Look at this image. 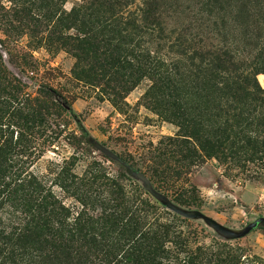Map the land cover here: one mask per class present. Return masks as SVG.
<instances>
[{
    "label": "rangeland",
    "instance_id": "rangeland-1",
    "mask_svg": "<svg viewBox=\"0 0 264 264\" xmlns=\"http://www.w3.org/2000/svg\"><path fill=\"white\" fill-rule=\"evenodd\" d=\"M86 34L92 40L111 39L134 66L149 56L160 67L158 75L141 76L122 97L80 77L79 70L98 67L92 54L105 50L101 42L91 55L74 50L76 38ZM218 48L264 89V0H0L3 62L26 90H50L65 109L31 172L73 211L79 203L56 178V165L64 160L79 176L92 169L121 178L131 194H145L169 210L171 204L200 211L234 232L264 217V149L259 146L261 152L251 160L243 155L223 159L205 154L187 136L189 116L202 118L211 106L227 108L219 93L209 102L208 80L195 72L201 62L194 52ZM256 68L260 71L249 73ZM165 69L169 77L158 79ZM179 82L192 86L177 95L172 85ZM149 90L161 94V101L146 96ZM226 111L204 124L214 130L224 120L233 121L234 110ZM183 199L193 203L180 204ZM186 218L201 229L203 240L239 244L264 257L263 222L231 237L201 217Z\"/></svg>",
    "mask_w": 264,
    "mask_h": 264
},
{
    "label": "trees",
    "instance_id": "trees-1",
    "mask_svg": "<svg viewBox=\"0 0 264 264\" xmlns=\"http://www.w3.org/2000/svg\"><path fill=\"white\" fill-rule=\"evenodd\" d=\"M76 40L73 49L86 56L101 42L99 47L105 50L92 54L98 67L78 72L80 77L99 81L103 90L114 95L122 97L146 73L158 75L160 67L149 56L134 66L111 39L92 40L86 34ZM194 53L201 62L195 72L208 80V100L219 93L227 108L211 106L202 118L189 116L187 136L207 155L253 159L261 152L259 146L264 149V89L255 77L249 81L251 75L243 74L226 49ZM165 72L158 79L169 77ZM184 84L172 85L177 95L192 86L183 88ZM150 90L146 96L161 101L157 97L162 95L156 97ZM230 100L236 104H229ZM229 109L234 110L233 121L224 120L214 130L204 124L209 116L218 117L219 111L229 114ZM64 110L50 90L37 88L35 94L26 90L0 54V264H264V257L239 244L203 240L201 229L188 218L145 194L129 193L121 178L92 169L79 176L64 160L56 165L57 183L79 203L77 210L67 207L31 172L56 134L52 124L64 117Z\"/></svg>",
    "mask_w": 264,
    "mask_h": 264
},
{
    "label": "water",
    "instance_id": "water-1",
    "mask_svg": "<svg viewBox=\"0 0 264 264\" xmlns=\"http://www.w3.org/2000/svg\"><path fill=\"white\" fill-rule=\"evenodd\" d=\"M5 65L7 66V68L9 70H12V68L10 67V64L5 60L4 61ZM169 207L176 212L177 214H180L182 216L185 217H192V218H198L201 217L204 220H206L207 222H209V224H211L212 226H214L218 231L231 236V237H238L241 236L245 233H247L248 231H250L253 227L256 226L257 222H263L264 223V217H259L256 221L246 225L240 232H234L232 230H229L228 228L222 226L221 224L217 223L215 220H213L212 218L206 216L205 214L201 213L200 211L197 210H186L183 209L181 207H177L174 205H169Z\"/></svg>",
    "mask_w": 264,
    "mask_h": 264
}]
</instances>
